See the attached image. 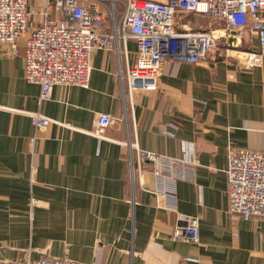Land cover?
<instances>
[{
    "label": "crops",
    "instance_id": "0c3cea01",
    "mask_svg": "<svg viewBox=\"0 0 264 264\" xmlns=\"http://www.w3.org/2000/svg\"><path fill=\"white\" fill-rule=\"evenodd\" d=\"M27 7L33 30L45 0ZM229 42L258 50L246 31ZM125 47L123 74L137 59L135 41ZM24 55L23 38L0 44V264H264V218L229 212L224 173L229 144L264 150V59L252 66L212 50L197 64L169 60L156 90L129 96L115 52L96 50L88 88L56 85L39 103ZM36 112L47 128L32 127ZM104 113L113 122L98 138ZM183 218L199 221L198 243L172 238Z\"/></svg>",
    "mask_w": 264,
    "mask_h": 264
},
{
    "label": "built area",
    "instance_id": "2783aa9c",
    "mask_svg": "<svg viewBox=\"0 0 264 264\" xmlns=\"http://www.w3.org/2000/svg\"><path fill=\"white\" fill-rule=\"evenodd\" d=\"M27 5L28 0H0V44L15 47L18 40L24 39V79L40 86L39 103L51 96L56 85L88 88L91 57L96 50L115 52L119 78L122 86L127 81L129 96L137 91L156 90L159 70L166 61L205 62L208 52L221 39L230 44V37L245 31L256 39L258 50L246 53L244 62L258 66L264 59V0H45L44 21L33 30H29L31 11ZM181 13L212 19L222 23L224 29H180L175 17ZM128 39L135 41L137 59L123 74L119 58ZM28 116L36 130H43L52 122L38 112ZM112 122L110 114L97 115L92 134L105 138ZM138 156L156 165L163 159L145 151H139ZM169 163L182 165L175 160ZM190 164L195 166L196 159ZM224 173L229 211L244 220L264 218V150L251 151L229 144ZM181 220L184 225L175 228L172 238L198 243L199 221ZM15 264L86 263L43 257Z\"/></svg>",
    "mask_w": 264,
    "mask_h": 264
},
{
    "label": "rangeland",
    "instance_id": "374dc122",
    "mask_svg": "<svg viewBox=\"0 0 264 264\" xmlns=\"http://www.w3.org/2000/svg\"><path fill=\"white\" fill-rule=\"evenodd\" d=\"M154 1H157V0H154ZM120 9L121 8H118V10H120ZM175 25H176V27H178L180 29L184 27V28H190L191 30H196V31L197 30L202 31V30H207V29H217V28H219V26L223 27L222 23H220V22H216L212 19L202 17L199 15L189 14V13L178 14L175 17ZM222 41L225 44H222ZM234 45H236V44H234ZM212 50H216V51H218V53L221 52L223 55H225V53H227V55H229V56L233 55V54H235V55L237 54L236 56L235 55L234 56L236 58H238L241 62H244L246 60V53L249 52L248 49H246L244 47H235V46L230 45L226 39L225 40L221 39V41L216 45V47L212 48L210 51H212ZM210 51L208 52V54L210 53ZM250 51H252V50H250ZM208 54H207V58L205 59V61L208 60V56H209ZM159 74H160V70H159ZM158 79H159V75H158ZM158 79H157V83H158ZM125 84L123 85L122 88L124 91H125V89L128 91L127 81Z\"/></svg>",
    "mask_w": 264,
    "mask_h": 264
},
{
    "label": "bare ground",
    "instance_id": "6f19581e",
    "mask_svg": "<svg viewBox=\"0 0 264 264\" xmlns=\"http://www.w3.org/2000/svg\"><path fill=\"white\" fill-rule=\"evenodd\" d=\"M247 55V54H246Z\"/></svg>",
    "mask_w": 264,
    "mask_h": 264
}]
</instances>
